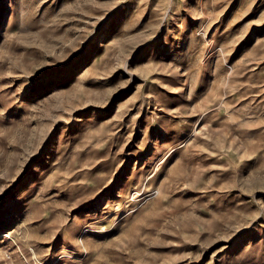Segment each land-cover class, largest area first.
<instances>
[{
    "label": "rangeland",
    "instance_id": "1",
    "mask_svg": "<svg viewBox=\"0 0 264 264\" xmlns=\"http://www.w3.org/2000/svg\"><path fill=\"white\" fill-rule=\"evenodd\" d=\"M0 264H264V0H0Z\"/></svg>",
    "mask_w": 264,
    "mask_h": 264
}]
</instances>
